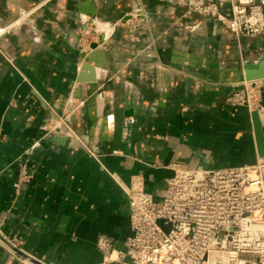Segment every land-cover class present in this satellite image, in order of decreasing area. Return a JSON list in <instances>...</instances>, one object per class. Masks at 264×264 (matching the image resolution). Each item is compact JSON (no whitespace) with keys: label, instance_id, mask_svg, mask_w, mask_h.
I'll use <instances>...</instances> for the list:
<instances>
[{"label":"crops","instance_id":"1","mask_svg":"<svg viewBox=\"0 0 264 264\" xmlns=\"http://www.w3.org/2000/svg\"><path fill=\"white\" fill-rule=\"evenodd\" d=\"M197 3L231 15L229 0H0V22L12 24L0 43L3 237L44 264H103L100 238L120 251L131 237V180L161 200L173 165L256 162L247 112L228 98L264 61V35L236 36L190 12ZM85 17L136 25L118 24L86 54ZM7 257L0 240V264Z\"/></svg>","mask_w":264,"mask_h":264},{"label":"built area","instance_id":"2","mask_svg":"<svg viewBox=\"0 0 264 264\" xmlns=\"http://www.w3.org/2000/svg\"><path fill=\"white\" fill-rule=\"evenodd\" d=\"M229 3V17L215 3H197L189 11L217 18L236 36L264 35L260 5L253 0ZM83 22L79 49L86 54L107 43L118 24L136 25L128 18L115 24L86 17ZM262 86L261 80H244L228 102L245 107L249 120L258 114L261 122ZM170 168L173 174L166 180L161 200L145 190L139 177L125 186L131 237L120 251L100 238L97 247L104 254L103 264H264V157H257L252 165L224 169H190L180 164ZM28 179L23 168L13 187ZM3 264L26 262L8 249Z\"/></svg>","mask_w":264,"mask_h":264},{"label":"water","instance_id":"3","mask_svg":"<svg viewBox=\"0 0 264 264\" xmlns=\"http://www.w3.org/2000/svg\"><path fill=\"white\" fill-rule=\"evenodd\" d=\"M87 66L84 67V69ZM245 80L251 81V80H264V61L260 64V66L255 65H247L245 68ZM81 79V78H80ZM251 121H252V128L256 143V149L259 154V156L264 157V135L262 133V126L259 119L258 114L253 113L251 115ZM65 141V138H62L59 143L63 144ZM0 240L8 247V249L15 254L19 255L25 260L30 261L32 264H44L37 259L33 258L26 252L19 249L16 245H14L10 240L6 239L0 234Z\"/></svg>","mask_w":264,"mask_h":264},{"label":"bare ground","instance_id":"4","mask_svg":"<svg viewBox=\"0 0 264 264\" xmlns=\"http://www.w3.org/2000/svg\"><path fill=\"white\" fill-rule=\"evenodd\" d=\"M39 12H40V11H39ZM13 24H14L15 26H17V25H22V19L19 17V14H18V13L15 14V21L13 22ZM11 26H12V24H10L9 27H6V25H4L2 22H0V43H1V41L3 40V38H4V33H5V31L9 30ZM261 81H262V80H261ZM260 118H261V122H262V126H263V127H262V133H263V135H264V111H261V112H260ZM250 121H251V120H249V119H247V118L244 119V122H243V124H242V129H243V130L250 132V130H251V128H252V124H251ZM252 130H253V129H252ZM25 262H26V264H32V263H31L30 261H28V260H25Z\"/></svg>","mask_w":264,"mask_h":264},{"label":"rangeland","instance_id":"5","mask_svg":"<svg viewBox=\"0 0 264 264\" xmlns=\"http://www.w3.org/2000/svg\"><path fill=\"white\" fill-rule=\"evenodd\" d=\"M262 88H263V86H262ZM231 104V103H230ZM234 106H240V105H234ZM241 107H243V106H241ZM245 108V107H244ZM245 110H247L246 108H245ZM243 130V129H242ZM244 132V131H243ZM249 133H252V132H249Z\"/></svg>","mask_w":264,"mask_h":264}]
</instances>
